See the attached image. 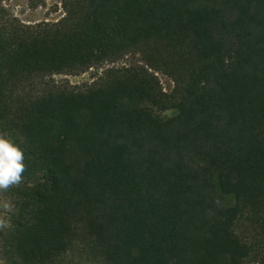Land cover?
<instances>
[{
	"label": "trees",
	"instance_id": "16d2710c",
	"mask_svg": "<svg viewBox=\"0 0 264 264\" xmlns=\"http://www.w3.org/2000/svg\"><path fill=\"white\" fill-rule=\"evenodd\" d=\"M60 1L28 24L0 0V132L26 163L0 262L264 264V0Z\"/></svg>",
	"mask_w": 264,
	"mask_h": 264
},
{
	"label": "rangeland",
	"instance_id": "374dc122",
	"mask_svg": "<svg viewBox=\"0 0 264 264\" xmlns=\"http://www.w3.org/2000/svg\"><path fill=\"white\" fill-rule=\"evenodd\" d=\"M3 5L21 21L28 24L41 22H56L65 15L62 2L60 0H3ZM140 61L139 54H128L116 62H105L102 65L94 66L86 71L74 74H56L46 80L57 84H66L76 89H83L97 81L106 68L134 64ZM158 76L166 91H171L174 83L171 78L158 72ZM45 83L40 82L38 89H42ZM173 110L162 112L164 115L173 114ZM0 264H2L0 262Z\"/></svg>",
	"mask_w": 264,
	"mask_h": 264
},
{
	"label": "clouds",
	"instance_id": "9594fccd",
	"mask_svg": "<svg viewBox=\"0 0 264 264\" xmlns=\"http://www.w3.org/2000/svg\"><path fill=\"white\" fill-rule=\"evenodd\" d=\"M25 169V154L20 144L6 132H0V191L19 185ZM2 207L5 210L11 208L8 203H4ZM6 226L0 222V228Z\"/></svg>",
	"mask_w": 264,
	"mask_h": 264
}]
</instances>
